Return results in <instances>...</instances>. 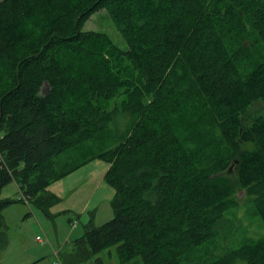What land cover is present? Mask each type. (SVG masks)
<instances>
[{"label":"trees","instance_id":"1","mask_svg":"<svg viewBox=\"0 0 264 264\" xmlns=\"http://www.w3.org/2000/svg\"><path fill=\"white\" fill-rule=\"evenodd\" d=\"M105 9L127 44L86 31ZM264 0L0 1L1 198L16 182L48 214L47 188L87 152L109 164L114 217L91 220L64 264H264V237L202 262L243 191L264 225ZM86 163V162H85ZM84 163V164H85Z\"/></svg>","mask_w":264,"mask_h":264},{"label":"rangeland","instance_id":"2","mask_svg":"<svg viewBox=\"0 0 264 264\" xmlns=\"http://www.w3.org/2000/svg\"><path fill=\"white\" fill-rule=\"evenodd\" d=\"M84 30L106 33L117 46L127 49L125 40L105 9L94 13ZM253 112L264 114V105L257 104ZM101 145L102 142L94 143L85 149L87 152L73 153L74 150H70L63 155L64 160L68 159L67 168L83 165L47 188L57 199L48 214L29 203L16 182L2 188L1 198L22 201L3 212L9 243L0 254V264H64L72 242L85 234V227L91 220L101 226L113 219L111 202L115 195L108 200L107 193L115 190L105 180L109 164L99 158L89 161L103 150ZM237 198L240 206L227 215L219 234L199 247L202 262L236 250L248 240L264 237L262 220L254 215L245 193L239 191ZM97 258H101L103 264H120L115 247ZM140 263L141 259H135L125 264ZM86 264L96 263L90 261Z\"/></svg>","mask_w":264,"mask_h":264},{"label":"crops","instance_id":"3","mask_svg":"<svg viewBox=\"0 0 264 264\" xmlns=\"http://www.w3.org/2000/svg\"><path fill=\"white\" fill-rule=\"evenodd\" d=\"M108 168H109V166H108ZM115 195V191L114 192H108L107 193V198H108V200H111L112 198H113V196ZM73 223V222H72ZM78 227V226H77Z\"/></svg>","mask_w":264,"mask_h":264},{"label":"built area","instance_id":"4","mask_svg":"<svg viewBox=\"0 0 264 264\" xmlns=\"http://www.w3.org/2000/svg\"><path fill=\"white\" fill-rule=\"evenodd\" d=\"M73 226H76V223H72ZM40 240V239H39ZM57 254V253H56ZM58 255V254H57Z\"/></svg>","mask_w":264,"mask_h":264}]
</instances>
